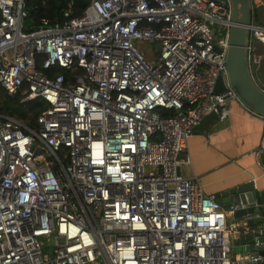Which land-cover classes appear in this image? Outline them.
<instances>
[{
  "label": "built area",
  "instance_id": "built-area-1",
  "mask_svg": "<svg viewBox=\"0 0 264 264\" xmlns=\"http://www.w3.org/2000/svg\"><path fill=\"white\" fill-rule=\"evenodd\" d=\"M27 4L0 0V85L46 109L35 128L0 113V264L257 262L232 259L240 224L180 171L194 127L241 103L231 0H90L79 16L66 0L29 32ZM250 32L258 72L264 26Z\"/></svg>",
  "mask_w": 264,
  "mask_h": 264
},
{
  "label": "crops",
  "instance_id": "crops-1",
  "mask_svg": "<svg viewBox=\"0 0 264 264\" xmlns=\"http://www.w3.org/2000/svg\"><path fill=\"white\" fill-rule=\"evenodd\" d=\"M252 76L264 86V73L258 75L251 63ZM229 117L216 121L207 131L193 132L188 154L181 157L180 171L195 180L207 196L215 197L227 211V224H240L237 233H229L232 259L236 256L251 257L250 229L247 218L238 219L228 211L238 202L236 196L226 195L244 183L254 181L264 188V166L258 151L264 144V119L249 111L238 101L228 104ZM248 264V262H246Z\"/></svg>",
  "mask_w": 264,
  "mask_h": 264
},
{
  "label": "water",
  "instance_id": "water-1",
  "mask_svg": "<svg viewBox=\"0 0 264 264\" xmlns=\"http://www.w3.org/2000/svg\"><path fill=\"white\" fill-rule=\"evenodd\" d=\"M233 5L234 25L231 28L229 49L226 60V70L232 89L236 92L241 103L255 115L264 118V91L259 87L251 73L248 47L251 37L250 28L253 23L252 0H231ZM81 9L86 4L79 2ZM55 15V23L59 22V10ZM224 80L219 77L215 88L216 94L225 91ZM218 120L216 114L212 113L202 119L193 129V132H205L208 127ZM260 163L264 166V144L258 151ZM236 196L241 204V209L235 212L238 219L247 218V226L250 231L251 257L258 259L252 264H264V188L258 187L254 181L244 183L231 190L229 194ZM222 204L221 202H219ZM250 264V263H248Z\"/></svg>",
  "mask_w": 264,
  "mask_h": 264
},
{
  "label": "trees",
  "instance_id": "trees-1",
  "mask_svg": "<svg viewBox=\"0 0 264 264\" xmlns=\"http://www.w3.org/2000/svg\"><path fill=\"white\" fill-rule=\"evenodd\" d=\"M66 0H28L27 7L33 8L38 7L37 10H34L28 19L25 22V30L31 31L35 27V23L43 17L49 19H54L57 11L58 4H64ZM76 3L75 16H79L82 13L79 2H84L89 4L90 0H74ZM254 23L257 25L264 26L261 21L255 18ZM34 23V24H32ZM262 53V50L260 51ZM258 75H261V72L264 73V62L261 64L260 69L258 70ZM23 96L18 95L16 97L8 96L4 89L0 85V113L16 117L30 128H35L37 126L38 116L44 112L46 105L39 100H34L28 103H22ZM173 112H167L165 115L171 116Z\"/></svg>",
  "mask_w": 264,
  "mask_h": 264
},
{
  "label": "rangeland",
  "instance_id": "rangeland-1",
  "mask_svg": "<svg viewBox=\"0 0 264 264\" xmlns=\"http://www.w3.org/2000/svg\"><path fill=\"white\" fill-rule=\"evenodd\" d=\"M252 5L255 18L257 16V19L264 24V0H252ZM139 46L142 51L149 52L152 55L149 60H154V54L159 50L158 43L142 42L139 43Z\"/></svg>",
  "mask_w": 264,
  "mask_h": 264
},
{
  "label": "flooded vegetation",
  "instance_id": "flooded-vegetation-1",
  "mask_svg": "<svg viewBox=\"0 0 264 264\" xmlns=\"http://www.w3.org/2000/svg\"><path fill=\"white\" fill-rule=\"evenodd\" d=\"M254 19V18H253Z\"/></svg>",
  "mask_w": 264,
  "mask_h": 264
}]
</instances>
